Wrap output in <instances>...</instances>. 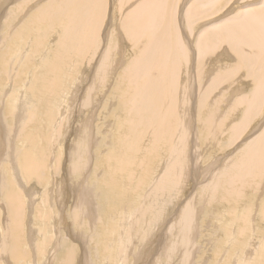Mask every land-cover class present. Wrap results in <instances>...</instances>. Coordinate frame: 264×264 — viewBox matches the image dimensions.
Returning <instances> with one entry per match:
<instances>
[{
  "label": "bare ground",
  "instance_id": "bare-ground-1",
  "mask_svg": "<svg viewBox=\"0 0 264 264\" xmlns=\"http://www.w3.org/2000/svg\"><path fill=\"white\" fill-rule=\"evenodd\" d=\"M109 5L116 6L115 16L110 12L111 24L103 33ZM0 8L3 10L0 11V28L7 29L0 40V95L7 97L10 88L5 87L6 83L15 86L8 100L5 99L10 100L6 111L13 119L10 120L7 113L3 117L0 113L1 156L7 157L3 163L0 158V201L3 200L6 207L0 217L8 216L5 229L0 227L1 238L2 230L5 233L0 241V264H7L9 259L16 264H34L31 247L28 249L26 244L38 249L41 241L35 243L40 229L34 231L33 226H29L32 235L26 240L30 233V228L26 230L27 210L32 209L29 201L36 200L37 191V187L29 183L34 184L35 180L44 190L49 186V193L45 190L42 201L47 206L51 201L49 194L55 191L50 188L51 184L54 188L59 184L60 165L52 166L41 116L52 121L58 113V116L64 114L67 99L74 100L95 58L93 79L78 99L79 107L88 108L89 117L80 119L81 113H75L77 139L66 173L63 172L68 183L61 189L57 185L54 204H58L60 198L78 206L69 214L72 222L67 219V211L63 213L60 207L55 210L60 212L59 219L70 234L60 239L63 253L59 262L56 259L57 264H75L78 257L73 238L77 236L71 232L77 229L79 233L75 232L81 236L92 230L98 219L93 208L100 214L102 228L101 232V228H96L98 234L93 232L100 246L97 253L105 258L111 254L108 264H114L118 258L110 245L112 238L118 236V248H121L133 231L144 233L142 239L137 236L135 250L146 253L152 236L149 233L145 237L149 230L143 231L151 217L153 226L160 219L157 210L161 197L158 195L176 193L175 190L187 185L185 180L192 173L188 159L193 135L196 144L201 138L200 134L198 137L200 127L202 138L207 135L210 141L219 140L231 123L226 145L220 146V150L233 145L253 123L257 124L249 131H254L251 137L244 142L239 139L233 145L232 148L237 147L236 155L231 157L233 151L227 158L222 154L216 163L208 165L213 169L211 179L182 209L184 217L180 218L183 221L177 236L178 248L182 251H174L177 258L167 259L166 264H191L202 213L199 212L205 207L200 201L208 202L209 210L205 213L210 216L214 214L212 209L218 211L216 204L222 207L228 215L225 239L231 243L235 238L233 246L237 250L243 248L244 240L240 239L250 237L252 226L254 230L258 226L260 245L248 238L257 246L250 247L249 252L244 251L234 260L235 264H264V0L247 3L243 0H119L118 4L114 0H0ZM180 16L187 18L181 19L185 27L199 30L198 36L194 35L195 44L184 35ZM197 18L204 20L202 28ZM222 41H227L229 47L219 53L217 47ZM38 56L41 62L36 61ZM225 56V60L221 59ZM217 61L222 63L215 66ZM85 64L89 66L81 72ZM231 77L237 78L230 82ZM242 77L249 81L243 82ZM224 83L227 85L222 87ZM31 104L33 109H30ZM109 111L112 114L108 116ZM103 115L108 116L107 123H99ZM114 125L116 130H112ZM30 126L37 128L31 137L26 131ZM36 133L45 139L43 146L35 142ZM102 139H106L105 142ZM20 141L24 148H19ZM197 153L193 154L196 161ZM90 159L92 169L85 167ZM157 172L161 173L157 175ZM3 176L8 179L7 188L1 190ZM158 176H161L159 180ZM93 186L97 190L92 191ZM45 213V221H50L56 212L48 209ZM254 215L258 221L251 224ZM127 223L128 227L123 230L122 224ZM49 228L43 230L47 232ZM52 235L50 238H54ZM187 244L191 245V250L187 249ZM168 249L172 252L175 247L169 245L166 252ZM218 251L226 253L232 264L235 262L231 259L233 252L227 247H220ZM159 256L152 254L154 259L150 264H163L162 260L159 263ZM208 257L209 261L212 257ZM80 263L90 264L89 259ZM102 264L107 262L102 259Z\"/></svg>",
  "mask_w": 264,
  "mask_h": 264
},
{
  "label": "rangeland",
  "instance_id": "rangeland-1",
  "mask_svg": "<svg viewBox=\"0 0 264 264\" xmlns=\"http://www.w3.org/2000/svg\"><path fill=\"white\" fill-rule=\"evenodd\" d=\"M37 1H39V0H36V2ZM115 1V3L116 4H118V1L119 0H114ZM249 1H254V0H243V3H247V2H249ZM256 1V0H255ZM257 1H259V0H257ZM110 2H111V0H110ZM113 2V1H112ZM2 7H3V5H2ZM4 9V8H3ZM113 9V10H112ZM115 9H116V6H113V8H112V6L111 5H109V8H108V16H107V18H106V20H105V22H104V24H103V28H102V32L104 33V32H107L108 31V29H109V27H110V19L112 18V14L115 16ZM0 11L2 12L3 10L0 8ZM110 12L112 13V14H110ZM114 12V13H113ZM215 14H213V15H210V17L211 16H214ZM200 18V17H199ZM199 18H197V23H198V20H199ZM186 20L187 18L186 17H183V16H180V20H179V24H180V26H181V29L183 30V32H184V35H186V37H187V39L191 42V43H194V37L196 36H198V34H199V30H198V32L197 31H191L190 30V26H186L185 27V24H183L184 22L182 21V20ZM180 21H181V23H180ZM204 20H199V27L200 28H202L203 26V24L202 23H204L203 22ZM201 22V23H200ZM196 24V23H195ZM184 26V27H183ZM4 29L5 30H7L6 29V27H3V28H0V30H1V32L2 33H0V36H1V39L0 40H2V36H5L6 35V31H4ZM185 29V30H184ZM187 29H189V30H187ZM186 30H187V32H186ZM3 31H4V34H3ZM189 32V33H188ZM197 32V33H196ZM197 35H196V34ZM191 35V36H190ZM195 35V36H194ZM193 39H192V38ZM195 37V38H196ZM54 38H56V37H54ZM195 44V43H194ZM228 42L227 41H222V43L220 42V44H219V46L217 47V51L219 50V53H222V50L224 49V48H226V47H229L228 45ZM55 45V42H54V44H53V46ZM193 46H195V45H191V47H193ZM103 48H104V46H103ZM230 49H231V47H230ZM229 49V50H230ZM29 50V49H28ZM27 50V54H29L30 53V51H28ZM221 51V52H220ZM231 51V50H230ZM214 54V53H213ZM212 54V55H213ZM98 56V55H97ZM221 59H226V56L225 57H223V58H221ZM41 60H42V58L40 57V56H38L37 57V59H36V61L38 62H41ZM95 60H96V58L93 60V62H92V64L90 65V67H89V69H87L86 70V74H87V78H86V80L82 83L83 84V86H82V88L78 91V94L76 93V95H75V98H74V100L72 99L71 101H70V98L69 99H67V101H66V105H68V106H66L65 107V111H64V114H62L61 113V115L60 116H58L59 115V113L57 114V116L54 118V120H52V121H49V119H46L47 117L46 116H41L42 117V123H43V127H46V133H45V135H46V138L48 137V142H47V144H48V148H49V156H50V158H51V160H53V163H52V166H54V165H56V164H59L60 163V165H59V168H58V176H59V178H60V180H59V178H58V183L59 184H57V185H59L60 186V189L64 186V185H66V183H68V181L66 180V175L64 174V173H66V171H65V169L67 168V163H70V161H71V158H72V154H73V149H74V145H75V141H76V139L77 138H75L76 137V131H77V124H78V119H75L76 118V116L77 115H75V113H77V112H79V114L81 113V115H79L80 116V119H86L87 117H89V114L87 113V111H88V108H81V107H79V105H78V103H79V96L80 95H83V93H82V90L86 87V86H88L89 84H90V82L89 81H92V79H93V65H94V63H95ZM218 63L215 65V66H217V65H220V63H222L221 61L219 62V61H217ZM36 65V64H35ZM36 66H38V67H40L39 65H36ZM86 66H89V65H87V64H85L83 67H82V71L81 72H83L84 71V69L86 68ZM91 68V69H90ZM41 69H44V66L42 67L41 66ZM91 73V74H90ZM24 77H28L27 76V74H25V76ZM91 77V78H90ZM209 78H210V76H209ZM237 77H231V80H230V82H233L235 79H236ZM239 79H241V78H239ZM242 80H243V82H247V81H249V79H246L245 77H242ZM241 80V81H242ZM250 80H251V78H250ZM208 81V80H207ZM30 83H31V80L29 81ZM243 82H240V83H243ZM225 85H227L226 83H224V84H222V87H224ZM5 87H8V88H10V90H8V93H7V97H3V95H0V102H1V100H2V104H4V106L1 104V106H3V107H1V116L3 117V115L4 116H6V113H7V108H8V106H9V103H10V100L9 101H7L8 100V96L10 95V91H11V89L12 88H15V86L13 85V83H11V82H9V84H5ZM219 89H220V87H219ZM218 89V90H219ZM217 90V91H218ZM110 91H108V93H109ZM2 93H3V91H2ZM9 94V95H8ZM227 94V95H226ZM228 94H229V92H227V93H225V95L226 96H228ZM71 96V94L68 96V97H70ZM3 98H4V101H6V104H5V102L3 101ZM5 99H7V100H5ZM56 99H58V98H55L54 100H56ZM8 102V103H7ZM35 103V106H36V102H34ZM53 103V102H52ZM54 105V104H53ZM54 107V106H53ZM243 107V106H242ZM56 108V107H55ZM4 109V111H2ZM30 109H33V105L31 104V107H30ZM62 109V108H61ZM87 109V110H86ZM4 112V113H3ZM45 112V111H44ZM69 112V113H68ZM82 113H83V115H82ZM87 114V115H86ZM110 114H112V111H109L108 113H107V115L109 116ZM10 114L9 113H7V117L10 119V116H9ZM106 115V117L103 115L102 117H101V119L99 120V123H102V121H103V123L104 122H108L107 121V118H108V116ZM62 116V117H61ZM239 116V115H238ZM63 117H64V119H63ZM263 117V116H262ZM261 117V118H262ZM106 118V119H105ZM13 119V118H12ZM12 119H10V120H12ZM56 119H57V121H56ZM105 119V120H104ZM8 120V119H7ZM46 120V121H45ZM83 120V121H84ZM24 121H26V120H24ZM56 121V122H55ZM64 121V122H63ZM260 121V120H259ZM46 122H48V123H46ZM55 122V123H54ZM71 124V126H70V124ZM80 123V122H79ZM264 123V122H263ZM3 124V123H2ZM48 124V125H47ZM55 124V125H54ZM57 124V125H56ZM232 124V123H231ZM231 124L229 125V127H228V130H226V133L224 134V137H222V138H220L219 140H211L210 141V138H208V136L207 135H204L203 136V138H202V135H201V132H200V127L198 128V137H199V134H200V139H198V142L196 141V144H195V136L193 135V137H192V140H191V152H190V154H191V158L190 159H188L189 161H190V165H189V172L190 171H192V173L190 172L189 173V176H188V179H186L185 181H186V186L185 187H183V188H180V189H177V190H175V192L176 193H166L165 195H164V197L163 196H161V195H158L159 197H161V201H160V204H159V209L157 210V212H158V214H160L159 215V217H160V219H158L157 221H156V223H157V225L156 226H153V219L151 220V218L148 220V223L150 222V224L148 225L147 224V226L148 227H146L147 229H146V231H143V232H147L148 230V234H146V236L145 237H148L150 234H151V238L149 239V241H150V244H149V250L146 252V253H144V252H142V254H140V253H138V251L137 250H135V247L137 248V236L138 237H140L141 239L144 237V233L143 234H138V233H135L134 231H133V233H132V235H131V237L130 238H127V240H125V245L123 244L122 245V247L121 248H118V247H120V244H119V242H118V236L117 237H113L112 238V241L110 242V245H113L112 247L113 248H115V254H116V256H115V258L117 257V255H118V258H116L115 259V262H114V264H142V263H144V264H146V263H148V264H150V262L152 261L153 262V259L154 258H152L151 256H152V254H154V257H156L157 256V254H158V258H159V263H161V260H162V263L163 264H166V261H167V259L168 260H174L175 258H177V255H175L173 252L175 251V253H177V251H182V250H180V248H178L179 247V238L177 237V236H179V226H180V224H182V221L183 220H181L180 221V218L183 216L184 217V214H181L182 213V209L188 204V202H189V200H191L192 199V197H194L195 195H197V193H199V191L202 189V187H203V185H205V183H207V182H209V180L211 179V176H212V171H213V169H212V167L211 168H209V164L211 163V162H214V163H216L217 162V157H220L222 154L225 156V158H227L228 157V155H229V153L230 152H234L235 150H236V148L237 147H234V148H232L233 147V145L240 139H242V141L244 142V141H246L249 137H251L253 134H254V131H251V133L249 132L250 130H251V128L253 127V125H255V124H257V123H253L252 125H251V127H249L244 133H242V135L239 137V139L233 144V145H230V146H225V147H223L222 149H223V151H222V149L220 150L219 148H220V146H222V145H226L225 144V141H226V136L229 134V128L231 127ZM57 126V127H56ZM70 126V127H69ZM199 126H200V124H199ZM3 127H4V125H3ZM24 127H25V125H24ZM23 127V128H24ZM110 127H111V125H110ZM109 127V128H110ZM75 128H76V130H75ZM5 129V128H4ZM227 129V128H226ZM48 130V131H47ZM68 130H70V131H68ZM112 130H116V126L114 125V127H113V129ZM21 131V130H20ZM29 134H30V137L32 136V134L33 133H35L36 131H37V128L36 127H34V126H30L29 128H27V130H26ZM69 132V133H68ZM4 134V133H3ZM47 134H48V136H47ZM249 134H250V136H249ZM66 135V136H65ZM4 137H6V138H9V137H7L6 135H3ZM1 137H2V134H1V132H0V140H1ZM73 137V138H72ZM5 139V138H4ZM34 139H35V142L37 143V144H39L40 146H43L44 145V143H45V139H43V137L41 136V134H39V133H36L35 134V136H34ZM74 139V140H73ZM105 140L106 139H102V142H105ZM239 140V141H240ZM3 143H4V140H3ZM198 143V144H197ZM71 144V145H70ZM98 144V143H97ZM73 145V146H72ZM105 145H107V144H105ZM242 145V144H241ZM3 146V145H2ZM99 146V145H98ZM98 146H97V148H98ZM210 146V147H209ZM73 147V148H72ZM19 148H24V144H23V142L22 141H20L19 142ZM70 148H72V150L70 149ZM218 148V149H217ZM220 150V151H219ZM72 151V152H71ZM196 151H198V153L196 152ZM217 151V152H216ZM198 154V160L196 161L194 158H193V156L196 154V153ZM215 152V153H214ZM220 152V153H219ZM228 152V153H227ZM1 154H2V150L0 149V158H3V159H1L2 160V163L3 162H6V156H5V158H4V155L5 154H3V157L1 156ZM194 154V155H193ZM237 153H235L234 152V154L231 156V157H233L234 155H236ZM96 156V153H95V155H94V157ZM230 157V158H231ZM64 158H66V159H64ZM67 160V161H66ZM64 161V162H63ZM228 161V160H227ZM52 162V161H51ZM92 165H93V160L92 159H90V162L85 166L86 168L89 166V169L91 168L92 169ZM52 166H50V168H52ZM62 166V167H61ZM190 166H192V167H190ZM196 168V170L197 171H195V168ZM198 167V168H197ZM61 168V169H60ZM64 168V169H63ZM86 168H84V169H86ZM200 168V169H199ZM202 169V170H201ZM64 170V171H63ZM194 170V171H193ZM64 172V173H63ZM162 172V171H161ZM161 172H157V175L158 174H160ZM208 172H210V173H208ZM87 173V172H86ZM208 173V174H207ZM7 174V173H6ZM204 177H203V176ZM209 175H211V176H209ZM162 176V175H161ZM160 176V177H161ZM205 176H206V178H205ZM159 176H158V178H157V180H159V178H160ZM69 178V177H68ZM94 177H92V179H93ZM65 179V180H64ZM70 179V178H69ZM7 178L5 177V176H3V186H2V188H1V190H3V189H6L7 188ZM61 181V182H60ZM86 181V184H89V182H88V179H86L85 180ZM84 181V182H85ZM36 182V183H35ZM33 183V182H32ZM38 183V184H37ZM20 185V186H19ZM18 185V188L20 187L21 188V184H19ZM29 185L31 186L32 185V187H34V188H36L37 187V191H38V193H37V191L35 192V196H36V200H34V201H29L30 203H29V207L31 208V205H32V209L31 210H27V212H28V218H27V225H26V230L27 231H29V228L31 227V226H33V227H31V228H33L34 229V231L35 230H38V228L40 229V232H38L39 234H37V239H38V241H37V239H36V241H35V243H39V241H41L40 243H39V248L38 249H36L35 247L36 246H34V245H32L31 246V244H29V245H27L26 244V247L29 249L30 247L32 248H34L35 249V251H34V249L32 248H30V251H31V253H33L32 255L33 256H31V257H33V263L34 264H57V262H59L60 261V255L63 253V247H61L62 245H61V241H60V239L61 238H63L62 237V235L64 236V238L66 237V236H68V235H70L69 234V231H68V227H65V226H63L62 224L63 223H61V221H60V219H59V211H55V210H57V209H60V211H62L63 213L65 212V211H67L68 212V215H67V219L69 220V221H71V219L69 218V214L71 213V214H73V212L75 211V210H77L78 209V206H75L76 204H75V202H73V204L72 203H70V202H68V203H66L65 201L63 202L62 201V199H60V198H58V200H59V203L58 204H54V202H55V197H56V194H57V192H58V187L59 186H57L56 185V189L53 187V185L51 184V189H54L55 191H54V194H49V196L51 197V201H50V204H47V206H46V203L44 204V203H42V201H43V199H44V197H45V195H46V192L47 193H49V190H48V187L49 186H47V187H45V190H46V192H45V190H44V186H41L40 184H39V182H37V181H35L34 180V184H30L29 183ZM34 185V186H33ZM36 185V186H35ZM39 187H38V186ZM196 185H197V187H196ZM53 187V188H52ZM41 188V189H40ZM49 188V189H50ZM93 188H95L94 190H92V191H95V190H97L96 189V187L95 186H93ZM147 192V190H144V192ZM45 192V193H44ZM143 192V193H144ZM145 192V193H146ZM179 193V194H178ZM249 193V192H248ZM2 194H3V192L1 191V196H2ZM45 194V195H44ZM172 194V195H171ZM173 194H175V195H173ZM252 195V194H251ZM181 196V197H180ZM192 196V197H191ZM248 196H249V194H248ZM3 197V199H4V196H2ZM179 198V199H178ZM137 200L139 201V200H141V196L140 197H138L137 198ZM175 201V202H174ZM188 201V202H187ZM1 203H0V212L2 213V211L4 212V211H6V209L4 210L3 208H6L5 207V203L3 202V200L2 201H0ZM166 202V203H165ZM201 203H202V205H204L205 207H203L202 208V211H200L199 213H201V215H200V221H199V229H198V234H197V236H196V241H195V243H196V245H195V250L192 252V256H191V264H232V262L230 261H228L227 260V255H226V253H222V252H220V251H218L219 250V248L220 247H222L223 249H225L226 247H227V249H230V252H233V255H231V259L232 260H234L235 259V257L236 256H239V257H241L242 255H243V253H244V251H246V252H249V248L250 247H253V246H257V245H260V237L257 235V232H256V229H257V227L258 226H256V228H255V230H254V227L252 226V234H251V236H250V234L248 235V236H250V237H247V235L246 236H243L240 240H244V243H242L243 244V248H242V250H237L236 249V247H234L233 246V244L235 243L236 244V242H233V241H235L234 239L235 238H233V240L231 241V243H229L228 241H226V239H225V226L228 224V215L227 214H225V212L224 211H222L221 209H222V207L220 206V205H218V204H216L215 206H217V208H218V211H220V212H222V214L221 213H219L216 209H212L211 210V212H213L214 214H212V216H210L208 213H205V211L206 210H209V209H207V208H209V204H208V202L207 201H204L205 203H203L202 201H200ZM199 202V203H200ZM207 202V203H206ZM176 203V204H175ZM201 203H200V205H201ZM36 206H34V205ZM71 204V205H70ZM45 205V206H44ZM57 205V206H56ZM68 205V206H67ZM161 205V206H160ZM201 205V206H202ZM71 206V207H70ZM219 206V207H218ZM60 207V208H59ZM69 207V208H68ZM71 208H72V210H71ZM75 208V209H74ZM44 209H45V211L46 210H48V209H50V210H54V212H56L55 214H54V216H53V219H50V221H45L46 220V213H45V211H44ZM211 209V208H210ZM255 209V211H256V208H254ZM72 212H71V211ZM94 210H95V212H94ZM30 212H32L31 214H29ZM93 212L94 213H96V216H97V218L98 219H96L98 222H99V224H98V222L95 220V223L93 224V226H92V230L91 229H89L88 231V234H84V235H79L78 233V230L76 229L75 231H77V232H75V231H72L71 233H72V235H76L77 237H74L73 239V247L74 246H76V248L74 247V249H75V251H76V255H77V257L78 258H76V260H75V264H82V263H80V262H86V259H89V262H90V264H102V259L104 260V262H107V264H108V261H110L108 258H109V256H111V254L107 257V258H105L104 256L105 255H101V253L100 252H98L97 253V249L100 247V246H98L97 244H98V236H97V239L95 238L96 237V235H93V232H94V234H98V232L99 231H97V230H100L99 228H101V223H100V216H98V215H100L99 214V212H98V210H96L95 208H93ZM7 215V214H6ZM35 217H34V216ZM255 216V215H254ZM252 217V219L253 220H251V224H253L254 222H257L258 221V217ZM7 218H8V216H6V217H4L3 215L0 217V227H2V229L4 230L5 229V227H6V220H7ZM31 218V219H30ZM132 220V219H131ZM156 219L154 218V221H155ZM54 221H55V223H54ZM60 221V222H59ZM176 221V222H175ZM45 222H46V224H45ZM72 222V221H71ZM176 223V224H173V223ZM42 223V224H41ZM59 223V224H58ZM42 226H41V225ZM44 224V225H43ZM96 224H98V225H96ZM49 225V226H48ZM57 225V226H56ZM100 225V226H99ZM173 225V226H172ZM30 226V227H29ZM62 226V227H61ZM230 226V225H229ZM49 228V229H46L47 230V232L45 231V230H43V228ZM61 227V228H60ZM128 227V223L126 224V225H124V224H122V229L124 230V229H126ZM31 228H30V235L29 234H27V237H26V240L28 241L29 240V236H31L32 234H31ZM95 228V229H94ZM96 228H97V230H96ZM1 229V230H2ZM60 229V230H59ZM62 229V230H61ZM150 229H152V231L150 230ZM3 230H2V238H1V236H0V241H3V236H5V233L3 232ZM48 230H50V234H49V231ZM67 230V231H66ZM91 230V231H90ZM143 230V229H142ZM254 230V231H253ZM53 231V232H52ZM60 231H62V232H60ZM64 231V232H63ZM66 231V232H65ZM102 231V228H101V230H100V232ZM59 232H60V234H59ZM96 232V233H95ZM54 233V234H53ZM57 233V234H56ZM92 233V234H91ZM150 233V234H149ZM44 234H46V235H44ZM54 235V238L52 237V238H50L51 237V235ZM0 235H1V233H0ZM52 235V236H53ZM136 235V236H135ZM175 235V236H174ZM253 235H254V237H253ZM43 237V238H42ZM58 237V238H57ZM87 237H88V239H87ZM169 237V238H168ZM253 237V238H252ZM95 238V239H94ZM158 238H160V239H158ZM248 238H251L250 240H252V239H254V240H252L251 242H254V243H257V245L256 244H253V243H251L250 242V240L248 239ZM43 239V240H42ZM86 239V240H85ZM93 239L95 240L94 242H93ZM120 239V238H119ZM173 239V240H172ZM214 239V240H213ZM246 239V240H245ZM256 239V240H255ZM92 242H91V241ZM154 240V241H153ZM158 240H160V241H162V242H160V241H158ZM259 240V241H258ZM86 241V242H85ZM98 241V242H97ZM148 241V242H149ZM209 241V242H208ZM213 241V242H212ZM256 241V242H255ZM85 242V244H83ZM159 242V243H158ZM214 242H216V243H214ZM30 243V242H29ZM57 243H59V244H57ZM88 243L90 244V245H88ZM95 243V244H94ZM118 243V244H117ZM162 243V244H161ZM249 243V244H248ZM40 244H41V247H40ZM181 244H182V242H181ZM245 244V245H244ZM248 244V245H247ZM0 245H1V242H0ZM57 245H58V247H57ZM61 245V246H60ZM87 245L90 247H94V249L92 248L91 249V247L90 248H88L87 247ZM95 245V246H94ZM99 245H100V243H99ZM109 245V246H110ZM133 245V246H132ZM136 245V246H135ZM171 246L172 245V247H175V249L172 251V252H170V250L168 249V251L166 252V250H167V247L168 246ZM223 245V246H222ZM83 246V247H82ZM97 246V247H96ZM116 246H117V249H116ZM244 246H245V248H244ZM54 247V248H53ZM59 247H61V248H59ZM79 247V248H78ZM82 247V248H81ZM88 249H87V248ZM182 247H183V244H182ZM83 248H86V249H83ZM163 248V249H162ZM247 248V249H246ZM48 249V250H47ZM52 249V250H51ZM155 249V250H154ZM187 249H190L191 250V245H189V244H187ZM47 250V251H46ZM86 250V251H85ZM93 250H95L94 252H93ZM157 250H158V252H157ZM216 250V251H215ZM90 251V252H89ZM135 251H137V252H135ZM164 251V252H163ZM48 252V253H47ZM91 252H92V254H91ZM96 252V253H95ZM163 254H162V253ZM242 252V253H241ZM37 253H39V254H37ZM85 253L87 254V255H85ZM126 253V254H125ZM151 253V256H148V254H150ZM4 254V253H3ZM94 254V255H93ZM138 254V255H137ZM145 254V255H144ZM236 254V255H235ZM92 255V256H91ZM98 255H100V256H98ZM215 255V256H214ZM88 256H89V258H88ZM104 258H103V257ZM212 257L211 259L209 258V257ZM149 257H151V258H149ZM209 258V261H208V259H206V258ZM218 257V258H217ZM5 258V257H4ZM42 258V259H41ZM81 258H84V259H81ZM173 258V259H172ZM39 259V260H38ZM56 259H57V262H56ZM152 259V260H151ZM218 259V260H217ZM53 260V261H52ZM83 260V261H82ZM143 260V261H142ZM147 260V261H146ZM170 260V261H171ZM213 260V261H212ZM235 262L233 263V264H235V263H237V261L236 260H234ZM53 262V263H52ZM151 262V263H152ZM206 262V263H205ZM7 264H16V263H14L12 260H8V263ZM58 264H60V263H58Z\"/></svg>",
  "mask_w": 264,
  "mask_h": 264
}]
</instances>
